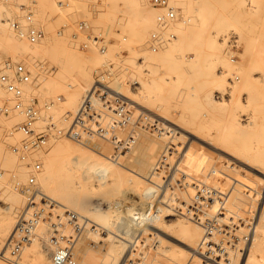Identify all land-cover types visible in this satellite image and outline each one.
Returning a JSON list of instances; mask_svg holds the SVG:
<instances>
[{
	"label": "rangeland",
	"instance_id": "1",
	"mask_svg": "<svg viewBox=\"0 0 264 264\" xmlns=\"http://www.w3.org/2000/svg\"><path fill=\"white\" fill-rule=\"evenodd\" d=\"M8 1L0 0V7L2 6L3 8V6L6 5V7L3 9H10L12 11L11 15L13 17L20 15L21 12L19 6L21 4L34 6V11L36 12L35 23L45 30L48 38L49 36L52 38V41L50 38H47V45H51H48L47 48V45H45V47H43L44 49H42V54H38L36 56L33 55L34 57H29L30 59H28V66L33 70L35 77L37 76L40 83L38 88L34 89L32 92L28 91V93H33L39 98L40 105L42 107V115L44 118L52 116L54 121L58 123L59 126L66 125L64 118L68 114H73L77 111L85 93L90 89L94 82L95 72L102 67L104 62L109 61L116 63L117 65H122V68L128 71H118L119 75L116 78L117 80L113 83V87L119 89L125 97L135 102L137 104V108L146 113L149 117L158 118L161 122H163L164 126L169 127V129L166 128L168 129L167 132L171 131L172 129L175 131L174 138L172 139L171 137L167 136V134L160 136L157 132L148 131L146 129L139 130V137L130 151V154L122 158L120 162H113L107 157L110 153V145L107 143L102 144V152L104 154H99L83 145L63 137L52 140L53 142H50V145L45 150H43V153L41 152L42 154H48L50 149H52L51 146L54 144V141L56 142V140L59 139L61 142H64L63 144L65 147H70L72 150L70 151L71 153L73 152L74 156H76L75 154H80V156L78 155L80 158L76 156V164L80 162L78 167L76 164L74 165L75 157L73 158L72 155L68 156V149V152L65 151L64 154L67 155L65 158H70V156H72L69 161L72 159L74 160L72 161L73 163H70L69 161L68 163L70 165L73 164L74 170H80L78 171V174L72 170L71 173L75 172V175L79 177L76 178L75 176V179L73 177V179H71V184L69 181L70 178H66L65 180H68L67 184L70 185L68 186L69 188H73V186H76L77 184L79 185L80 182H82L83 185L86 183V186H83V189H85L84 187H89L87 190L85 189L86 191H81L82 189H80V191L76 189L75 191V187L73 188L74 191L67 188L69 191H71V196H76L74 198H70L68 197L69 195H67L66 197L69 198L67 201H73L72 204H76L75 201H77L79 203V208H81V210L83 209V211L79 212L81 210H75L74 208H76V205L74 204V208L72 206V212L77 214L79 217L90 219L93 222L105 227L111 234V236H109L106 241H104L105 244L102 246H94L90 244L86 237L79 240L75 247L79 257L78 263L123 264L126 259L125 255H127L129 248L135 241V238L141 233H149L154 235V240L151 241L150 245L152 247L146 253L148 255L150 252L149 255H146L145 257L147 258L151 256V258H153L151 260H154V262L150 260L151 263L190 264L193 260V253L199 247V243L201 242L204 235L203 229H201L198 224L191 221H189L190 224H188L186 223L185 219V221L181 220V222L185 224L184 226L182 223L178 222V219L180 220L181 217H173L175 214L170 215L169 217H161L160 215L158 216V212L156 214L154 213L155 217L158 216L155 218L157 220L154 221V223L149 224L138 220L132 213L129 215L127 211L129 212V209L131 211L132 207H138L139 203L142 202V199L152 203H161V201L166 197V200L171 201L170 196L168 194H164L163 187H160V183H158V180L154 178L156 159L158 158L159 154L162 153L163 148H165V146L167 147L170 142L169 140H172L171 142L176 145L182 144L185 146L182 149L183 156H185L183 165L190 171V173L194 175H203V173L207 172L208 170H215L216 174L213 178V181L217 182L218 185L227 186V184L233 185V181H231L230 177L236 178L238 176L237 172H240L242 174V178H244V183L250 184L256 191H262V186H260L263 185L262 182L260 183L258 179L256 182L255 180H251L253 179L251 174L247 173L242 167L232 164V155H240L239 152H242L239 150L237 153L238 147H232V139L236 138L237 144H240L238 142L241 141L242 143L249 145L250 140L248 138L250 135L247 134V131L242 130L240 135V130H237L236 128L239 129L242 127L241 129L245 128V130L247 128V116L251 115V113H248L250 112L251 107H253V102L249 101L248 95L252 92L249 95L251 98L257 94L259 97L258 103H260L263 99V97L261 98L263 95L260 94L264 93V77L261 74L264 73L263 0H208V2H206L207 0H185L186 4L188 3V5L182 4V2L185 3L184 0H177V2H171L170 0L173 5L180 9L183 17H186L189 21L184 20L183 22L178 23L175 28L176 33H178V40L176 39L170 43L166 49L160 51L159 53H152L148 51L146 46V42L149 39L150 33L155 28V21L154 23L150 22L154 28H152L151 25L149 26V23L146 25V29L149 27L148 30H146V33V31L143 30L144 23L141 24L140 22L136 21L134 17L127 13H125L127 16L123 15L124 12L122 13V11L120 12V10L110 6L108 4V0H65L68 5L64 7L58 6V0ZM140 1L139 3L141 5L139 4V8L142 7L145 11L147 9V12L153 10L145 1ZM254 1L256 2L257 6L259 5L257 8L252 7V3ZM209 2L210 7L208 4H206ZM8 3L12 5L10 6ZM71 3H73V5ZM211 8L212 10H209ZM189 10H192V12H188ZM116 11H119L120 13L118 14L117 12L116 14ZM198 11H200V14ZM152 12L154 13L155 11ZM196 12L198 16L195 14ZM189 13H192L191 15L193 17ZM184 14H189L190 16H186ZM204 14L205 18H203ZM129 16L132 18L133 22ZM201 17L203 19H201ZM81 20L90 21L97 31L109 30V38L112 39L113 43L109 46L106 56H103L94 50L83 51L77 48L76 43L72 38V34L74 33L76 23ZM190 20H193L194 23ZM139 23L140 25H138ZM64 24H67L68 27L66 28L64 35L59 36L57 32ZM51 27H53V29ZM187 27H189L188 31ZM119 28H121V30L129 37V41L126 45H122L120 43L119 35L116 32V30ZM182 32L184 34V38H182ZM54 36V39H56V37L58 38L59 36V38H68L70 44L72 42L73 45H70L68 42L67 43L70 45V47L72 46L71 49H74L75 53L79 56L78 58L84 63L86 74L88 73L87 79H83L81 76H78V68H76L78 72L76 73L75 69H73L72 71H75L73 73L71 69L64 68V66L62 67L60 65V63L57 61L58 58H55L56 53L52 52H56V50H54L52 47ZM181 40L183 43H181ZM20 45L26 51L31 48L30 46H25V42L24 44ZM187 46L189 49L186 48ZM123 49L128 52V57H117V55ZM7 55L8 54L5 53L0 47V63L4 61V59L10 58L7 57ZM253 69L259 72L254 70L255 72L251 73L253 78H250L252 81L256 78L257 80L259 79L260 81L258 80V82L255 80L257 83L254 81V83H252L251 80L248 82L243 76L244 73L249 71L252 72ZM258 69L262 70L263 72H260ZM63 72H66L67 75L63 74ZM69 73H71L70 76ZM60 75H63L64 77L60 79ZM230 78L232 79V84H229L228 82ZM70 79L75 81L80 80L84 83L87 80L88 84H83V88L81 87V89L79 88L77 91H75L76 87H67L69 83H73V81L71 82ZM127 79L135 80L137 88L132 89L126 85L125 80ZM234 84H236V88L234 87ZM237 86L239 89H237ZM234 89L239 90L240 92ZM1 90L5 92L2 87ZM71 90H74L77 93L79 90L82 91L79 92L80 97H77L78 99L75 98L76 101H74L75 95H73V91ZM52 91H54V93ZM248 91L251 92L248 93ZM75 92L74 94L79 96V94ZM216 92L222 93L224 97H222L221 100H217L215 97ZM68 94L69 96L73 95L72 99L74 103L71 101L72 99H66ZM208 94H211L212 98L211 95L209 97ZM232 94L235 96V98H233ZM59 96H63L61 101H58ZM238 97L240 99H238ZM231 98L233 99L231 100ZM8 99L9 95L6 93L4 96L0 94L1 101L6 102ZM48 101L55 102L54 107H52L50 110L45 109L43 106L44 103ZM66 102L72 103L68 105ZM249 105L252 106L250 107ZM260 106H258V109ZM247 108L249 110H247ZM260 108L262 109V106ZM238 116L242 120L239 118L237 119L236 117ZM234 117L236 118L237 122L239 121L238 123L240 126H238L237 122L234 120L233 122H235L237 126H235V123L233 124L232 119H234ZM16 120L18 122L14 123L19 125L23 121V118L18 113H13L9 116L0 115V122L4 121V124L5 122L7 124H14L13 121ZM1 125L5 128L3 123ZM42 126H44V123L41 124V127ZM5 131L3 134L9 136V134ZM9 131L11 132V130ZM233 134H239L238 137L242 136V138H238L237 136L235 137ZM245 134H247V137L245 136L247 139H245L243 136ZM8 136H4L8 139L3 140L2 136V140L0 139V142L3 141L1 144L2 148L4 149H0V152L2 153L0 156L1 159H3V161L1 160L0 163V172L2 173L0 174L3 175V177H0V183L3 181L11 182V184L12 182H15L14 177L17 173L19 174V170L17 169H20V171L22 169L24 172H27L22 173V176L19 174L17 179L20 182L25 183L28 177V171L22 166L18 158L12 153V149H10L11 147H6L10 138ZM22 137L23 136L20 135L18 140L15 137L14 138L17 141H21ZM65 139L67 142H69V146L68 144H65ZM233 141L235 142L236 140L234 139ZM237 144L235 142V146ZM243 145L244 144H242V146ZM248 145L244 146L248 148ZM71 146H73V148ZM241 148L242 147L240 146L239 149ZM7 149H9V153ZM73 149L77 153H75ZM5 153L8 155L6 157L12 156L10 157L11 163L10 161H7V158L4 159V156L6 155ZM242 153L245 154L244 149ZM66 159L65 164H68ZM3 162H7L9 168L7 163L4 164ZM192 162L195 163L192 164ZM2 163L7 167H1ZM71 173H69L70 175L68 174L65 176H71ZM248 176L251 177H249L250 179L248 178L249 180L247 179ZM250 180L254 181L256 184H253V182ZM40 186L41 185H38V188ZM257 186H260L259 189H257ZM42 187L43 186H41L39 193L53 201V203L57 204L59 199L56 196L57 193L55 194L56 191L51 195V192L46 193V190H43L44 187ZM237 188H240L239 190L242 192L245 190L243 187L237 186ZM15 191L19 192L18 189H16V185ZM245 194L246 191L243 194L241 193L240 198H242V202L240 201L241 203H239V208L236 210L239 209L238 213L240 215L248 216L247 214L249 210L256 209L257 204L253 199H250L247 194V196H245ZM161 195L166 196L162 197ZM22 196V198H25L24 195ZM2 197L3 196L0 191V199ZM1 200L0 254L3 255L18 222L20 214L26 207L27 202L26 198L24 200L22 199L24 203L23 207L20 209L21 212L13 216L10 215L8 213L9 211L6 209L7 200H5L4 197ZM228 201L229 203H227V205L230 206L228 209H230L232 212V193L230 195V200ZM144 203L142 202L140 204ZM246 208L247 210H245ZM160 218L163 220L165 219V221L160 220ZM124 220H127L124 222L126 223V226L122 225ZM179 223L181 225H179ZM182 225L185 228L188 225L189 228L190 225H193V229L195 227L194 225H196V230L201 229L199 233L202 234V237L197 234L200 237L197 238L198 236L196 235V232L195 234L193 233L192 228H186L187 230L189 229V232L186 231L185 228L181 229L182 227L179 229V226ZM49 229L50 228L48 224H40L38 226L37 236L29 245L24 248L22 252V255L25 254L29 256V259H23L21 256L17 262L27 260L29 261L27 264H49L51 253L55 249V241L52 240ZM183 235H185L188 240L185 236L183 237ZM188 235H190V237L192 236V240H189L190 237ZM195 235L197 237H195ZM157 238L162 239L167 245H173V247L176 248L175 252L177 251L180 254L186 252L187 254H185L187 257H184L182 254L180 257L184 258L181 260V258L176 257V255L179 256V254L176 253L174 254L175 257L173 256V258L170 256H168L166 259L164 258L166 263L163 261V263L158 262L154 256ZM184 238L186 241H184ZM177 240L182 241L181 243L183 245L180 243V241H178V243ZM178 248H182L183 251L179 250ZM116 249H119V251ZM27 250H30L28 251V254L25 253ZM31 251H34L32 253L38 251L39 254L36 252L33 257L30 253ZM121 253H123V255ZM146 260L144 258L143 264H151L147 263Z\"/></svg>",
	"mask_w": 264,
	"mask_h": 264
},
{
	"label": "built area",
	"instance_id": "2",
	"mask_svg": "<svg viewBox=\"0 0 264 264\" xmlns=\"http://www.w3.org/2000/svg\"><path fill=\"white\" fill-rule=\"evenodd\" d=\"M143 1L156 12L155 29L146 42L147 50L159 53L178 38L175 28L178 23L183 22L184 17L170 0ZM57 4L59 7L68 5L65 0H58ZM20 12V15L8 20L11 30L29 45H38L46 38V32L35 23L34 7L21 5ZM67 27V24H64L57 34L64 35ZM116 32L120 43L126 45L129 41L127 34L121 28ZM72 38L78 49L94 50L103 56L107 55L109 46L113 43L109 38V30L97 31L88 20L76 23ZM117 57H128V52L123 49ZM118 71L128 72L122 65L104 62L95 72L94 82L85 93L77 111L64 118L66 125L59 126L52 116L43 117L39 98L26 91L25 87L38 88L40 85L33 70L24 62L8 61L0 67V86L9 95L6 102L0 100V115L18 113L22 116L23 121L14 131L23 137L11 149L28 171L25 183L15 179L16 189L26 197L27 204L2 255L4 259L17 264L24 248L37 236L40 224L49 225L52 240L55 241L50 264H79L75 250L79 240L86 237L90 244L102 246L111 236L105 227L90 219L79 217L72 211H61L56 203L39 193L38 175L43 165L38 154L43 152L52 140L67 138L99 154L103 153L102 144L107 143L110 145V153L106 156L113 162H120L130 154L139 137V130L146 129L157 132L160 136L167 134L174 138V129L167 132L169 127L164 126L158 118L149 117L137 108L135 102L113 87L119 75ZM125 82L130 88H137L135 80L127 79ZM228 82L232 84V79ZM215 97L221 100L224 95L216 92ZM62 98L63 96H59L58 101ZM54 105V101H48L43 106L50 110ZM42 123L44 126L41 127ZM10 133L12 135V132ZM169 141L156 159L154 178L158 180L160 187H163L164 194L171 198L169 206L175 214L173 217L184 218L203 229V238L194 251L190 264H236L237 258L244 253L250 240L257 208L249 210L248 216L237 212L243 218L238 217L234 223L233 214L228 209V200L234 187L239 186L259 205V193L262 191L235 184L232 177L230 179L233 185H218L213 181L215 170H208L203 175L190 173L183 165L185 156L182 149L185 146ZM152 240V234L138 235L123 264H143Z\"/></svg>",
	"mask_w": 264,
	"mask_h": 264
},
{
	"label": "bare ground",
	"instance_id": "3",
	"mask_svg": "<svg viewBox=\"0 0 264 264\" xmlns=\"http://www.w3.org/2000/svg\"><path fill=\"white\" fill-rule=\"evenodd\" d=\"M8 1V0H7ZM26 1V0H25ZM39 1V0H38ZM37 1V2H38ZM41 1V0H40ZM109 1V5L110 6H112V7H114L115 9H117V10H120V12L122 11V13L124 12V14L123 15H126L125 13H127V14H129V15H131L132 17H134L135 19H136V21H138V22H140L141 24L142 23H144V27H143V30L144 31H146V30H148V28L146 29V25H148V23H149V26L151 25L150 24V22L151 23H154V21H155V12L153 13L152 11H154V10H152V11H148L147 12V9H146V11L141 7V8H139V1L140 0H108ZM173 1H175V2H177V0H171V2H173ZM185 1V0H184ZM202 1V0H201ZM204 1H206V0H204ZM213 1V0H212ZM9 2V1H8ZM32 2V1H31ZM45 2H47V1H45ZM140 2H142V1H140ZM206 2H208V0L206 1ZM263 2H264V0H263ZM17 3V2H16ZM26 3V2H25ZM143 3V2H142ZM213 3V2H212ZM5 4V3H4ZM9 4V3H8ZM15 4V3H14ZM39 4V3H38ZM42 4V3H41ZM40 4V5H41ZM72 5H73V3H71ZM182 4H186V1H185V3H183L182 2ZM206 4H208V6L210 7V2L209 3H206ZM258 4H260V3H258ZM263 5H264V3H262ZM10 5V4H9ZM12 5V4H11ZM10 5V6H11ZM18 5H20V4H18ZM21 5H23V4H21ZM20 5V6H21ZM74 5H76V4H74ZM141 5V4H140ZM144 5V4H143ZM186 5H188V3L186 4ZM200 5V4H199ZM212 5V4H211ZM8 6V5H7ZM20 6H19V9H20ZM52 6V5H51ZM119 6H121V7H119ZM147 6V5H146ZM146 6H143V7H146ZM259 6V5H258ZM257 6V4H256V2L254 1L253 3H252V7H254V8H257L258 7ZM262 6V5H261ZM4 7H6V5L5 6H3V8ZM34 7V6H33ZM39 7V6H38ZM74 7V6H73ZM213 7V6H212ZM2 8V6L0 7V47L2 48V50L5 52V53H7L8 55H7V57H10L9 59H4V61H2L1 63H0V67H2L6 62H8V61H12V62H24L27 66H28V59H30L29 57H34L33 55H38V54H42V49H44L43 47H45V45H47V35H46V40L44 39L41 43H39L38 45H34V46H31V45H29L26 41H24V40H21V39H19L17 36H15V34H14V32L11 30V28H10V26H9V24H8V20H10V19H13V16L11 15V13H12V11L10 10V9H3ZM18 8V7H17ZM76 8V7H75ZM193 8V7H192ZM260 8V7H259ZM58 9V8H57ZM111 9H113V8H111ZM12 10H14V9H12ZM36 10V9H35ZM209 10H212V8L211 9H209ZM214 10V9H213ZM15 11H18V10H15ZM192 12V10H189L188 12ZM197 11V10H196ZM215 11V10H214ZM53 12V11H52ZM117 12H118V14L120 13L119 11H116V14H117ZM200 11H198V13H199ZM213 12V11H212ZM36 13V12H35ZM121 13V14H122ZM228 13V12H227ZM16 14V13H15ZM46 14V13H45ZM190 14V13H189ZM188 14V15H189ZM192 14V13H191ZM190 14V15H191ZM197 16H198V14H197V12L195 13ZM200 14V13H199ZM202 14H203V12H202ZM201 14V15H202ZM50 15V14H49ZM184 15H186V14H184ZM188 15H186V16H188ZM189 15V16H190ZM37 16H38V13H37ZM127 16V15H126ZM192 16V15H191ZM217 16V15H216ZM229 16H231V15H229ZM36 17V16H35ZM130 17V16H129ZM193 17V16H192ZM199 17H200V15H199ZM224 17V16H223ZM223 17H222V19H223ZM49 18V17H48ZM185 19V21L186 20H188L186 17H184ZM198 18V17H197ZM203 18H205V14H204V16H203ZM202 17H201V19H203ZM209 18V17H208ZM233 18H235V19H238V18H236V17H233ZM130 19H131V21H132V18L130 17ZM193 19H195V18H193ZM49 20V19H48ZM183 20V21H184ZM206 20V19H205ZM189 21V20H188ZM191 22H193V20H190ZM133 22V21H132ZM140 23L138 24V25H140ZM194 23V22H193ZM193 23H191V24H193ZM187 24V23H186ZM178 25V24H177ZM187 25H189V24H187ZM190 26H193V25H190ZM189 26V27H190ZM151 27L152 28H154L152 25H151ZM189 27H187V31H188V28ZM52 29H53V27H51ZM145 28V29H144ZM155 29V28H154ZM48 30L50 31V29L48 28ZM180 30H182V29H180ZM186 30V29H185ZM184 30V31H185ZM187 31H185V32H187ZM146 33H147V31H146ZM49 34V33H48ZM178 34V33H177ZM187 34V33H186ZM181 35V34H180ZM188 35V34H187ZM60 36V35H59ZM59 36H58V38L56 37V39H54L55 38V36L53 37V44H52V47H53V49L54 50H56V52L55 51H52V52H54V53H56V57L55 58H58V62L60 63V65L63 67L64 66V68H68V69H71V71L73 70V69H75V71H76V73L79 71V74H78V76H81L83 79L84 78H88V73L86 74V71H85V66H84V63L78 58L79 56H78V54H76L75 53V51H74V49L72 50L71 49V47H70V45H73L72 44V42H71V44L69 43V39L67 38V39H65V38H59ZM51 36H49V38H50ZM181 37V36H180ZM186 37V36H185ZM48 38V39H49ZM182 38H184V34H183V32H182ZM52 38H50V40H51ZM225 39V38H224ZM178 40V39H177ZM188 40V39H187ZM45 41V42H44ZM49 41V40H48ZM52 41V40H51ZM182 41V40H181ZM224 41V40H223ZM24 42L26 43V45L25 46H30L31 48L30 49H28L27 51L24 49V48H22L21 47V45L20 44H24ZM70 44H68V43ZM188 42V41H187ZM225 42V41H224ZM49 43V42H48ZM181 43H183V41L181 42ZM188 43H190V42H188ZM223 43V42H222ZM48 45H51V44H48ZM48 45L46 46V48L48 47ZM189 45V44H188ZM74 47V46H73ZM49 48H51V47H49ZM187 49H189L188 48V46L186 47ZM185 48V49H186ZM221 48H223V47H221ZM222 50V49H221ZM49 51V50H48ZM24 57V58H23ZM26 57V58H25ZM37 60V59H36ZM35 61V60H34ZM36 62V61H35ZM61 67V68H62ZM40 68V67H39ZM59 68V67H58ZM63 68V69H64ZM76 68H78L79 70L77 71L76 70ZM60 69V68H59ZM255 69H253L252 70V72H247V73H244L243 74V76H244V79L245 80H247L248 82H250V80H251V82L252 83H254V82H256L255 80H257V78L256 79H253V81H252V79L250 78V77H252L253 78V76H252V74L251 73H253V72H255V71H257V70H255ZM258 70H260V69H258ZM66 71H68V70H66ZM75 71H72L73 73L75 72ZM257 72H259V71H257ZM260 72H263L262 70H260ZM38 73V72H37ZM63 74H65V75H67L66 74V72L64 73L63 72ZM70 74L71 73H69V76H70ZM262 75H263V77H264V73H261ZM259 75V74H258ZM261 75V76H262ZM60 77V79H62V77H64L63 75H60L59 76ZM41 78V77H40ZM71 78H73V77H71ZM85 79V80H86ZM44 80V79H43ZM234 80V79H233ZM259 80V79H258ZM258 80H257V82H258ZM51 81V80H50ZM70 81L72 82L73 81V83H69L68 84V86L67 87H69V88H75V91H77V89H81V87L83 88V84H85V83H87L88 84V81L86 82L85 81V83L83 82V81H80V80H78V81H75V80H72V79H70ZM260 81V80H259ZM256 82V83H257ZM50 83H53V82H50ZM236 84H234V87L236 88V86H235ZM65 86V85H64ZM87 86V85H86ZM26 88V91L28 92H32V91H34V89H36V88H32L31 86H28V87H25ZM68 88V89H69ZM3 89V88H2ZM29 89V90H28ZM237 89H239L238 88V86H237ZM4 90V89H3ZM234 90H236V89H234ZM233 90V91H234ZM256 90V89H255ZM258 90V89H257ZM263 90H264V88H263ZM71 91H73L72 93H73V95H75V97H74V101H76L75 100V98H77V97H80V93L79 92H82L81 90H79V92L77 93V92H75L74 90H71ZM70 91V92H71ZM218 91V90H217ZM232 91V90H231ZM236 91H239V90H236ZM252 91V90H251ZM251 91H248V93L249 92H251ZM53 93H54V91H52ZM59 92V91H58ZM66 92V91H65ZM74 92L75 93H77V94H79V96L77 95L76 96V94H74ZM240 92V91H239ZM246 92V91H245ZM254 92V91H253ZM261 92V91H260ZM259 92V93H260ZM5 93H6V91L4 92V91H2L1 90V86H0V94H2L3 96L5 95ZM69 93V92H68ZM71 93V94H72ZM225 93V92H224ZM235 93V92H234ZM247 93V92H246ZM252 93V92H251ZM250 93V94H251ZM259 93H258V95H259ZM7 94V93H6ZM55 94H57V93H55ZM64 94V93H63ZM242 94V93H241ZM249 94V95H250ZM256 94V93H255ZM261 95H263V96H261V98L263 97V99H262V101L260 102V103H258L259 101V97L257 96V94L256 95H254V96H252L251 98H250V96L248 95V99H249V101H252L253 103H252V105H253V107H251L252 105H249L250 107H251V110H250V112L248 113V114H250L251 113V115L249 116H247L248 117V122L246 121V130H245V128L244 129H241V128H236L237 130H240V135H241V133H242V130H244V131H247V134H249L250 135V137L248 138L249 140H250V142H249V145L248 144H245V143H242L239 139V141L240 142H238V143H240V144H237V139L236 138H233L232 139V147H238V151H237V153L239 152V150L240 151H242L243 152V149H244V151H245V154L244 153H240L239 152V154L240 155H232V164H235V165H237L238 167H242L247 173H249V174H251L252 176V178L253 179H251V180H255V182H256V180L258 179L259 180V182L261 183H263V185H260V186H262V192L261 193H259V195H260V199H259V205H257L258 207H257V214H256V219H255V222H254V224H253V227H252V229H251V235H250V240L248 241V243L246 244V247H245V250H244V253L243 254H241V256H239L238 258H237V260H236V264H264V93H260ZM8 95V94H7ZM72 95V96H73ZM209 95V94H208ZM211 95V94H210ZM210 95H209V97H210ZM72 96H69V94H68V97L66 98V99H72ZM82 96V95H81ZM207 96V95H206ZM232 96H233V94H232ZM66 97V96H65ZM228 97V96H227ZM211 98H212V95H211ZM233 98H235V96H233ZM233 98H231V100L233 99ZM78 99V98H77ZM238 99H240L239 97H238ZM238 99H237V101H238ZM209 100V99H208ZM229 100V99H228ZM261 100V99H260ZM71 101H73V99L71 100ZM74 101H73V103H74ZM213 101H214V99H213ZM225 101V100H224ZM226 102V101H225ZM230 102V101H229ZM240 102V101H239ZM263 102V103H262ZM70 103H72V102H69V103H67L66 102V104H70ZM219 103V102H218ZM221 103V102H220ZM224 103V102H223ZM242 104V103H241ZM251 104V103H250ZM262 106V109L260 108L261 106ZM258 106H260L259 107V109H258ZM71 107H72V105H71ZM243 107V106H242ZM249 107V108H250ZM241 108V107H240ZM246 108V107H245ZM244 108V109H245ZM243 109V110H244ZM247 110H249L248 108H247ZM75 111V110H74ZM73 111V112H74ZM235 111H236V109H235ZM234 111V112H235ZM234 112H232V113H234ZM243 112H245V111H243ZM239 114V113H238ZM235 115V114H234ZM15 116V115H14ZM17 117H19V116H17ZM237 119L239 118V116L238 117H236ZM236 118L234 117V119H232V122H233V120L234 121H236L237 122V120H236ZM12 119V118H11ZM16 119V118H15ZM14 119V120H15ZM240 119V118H239ZM247 119V118H246ZM240 120H242V119H240ZM2 121V120H1ZM6 121V120H5ZM12 121V120H11ZM7 122V121H6ZM5 122V124H4V121L3 122H0V139L2 140V138H3V140H5V139H8L7 137L5 138L4 136H8V135H4L3 134V132L5 131V132H7L8 134H9V136L8 137H12L11 139L9 138V145L7 144V146L6 147H8V146H10L11 148H12V146L13 145H15V144H17V143H19L20 141H17L18 139H19V137H20V133L19 132H17V131H14L13 130V128L15 127V126H17L16 125V123L18 122L17 120L16 121H13V123L14 122H16V123H14V124H7ZM239 122V121H238ZM237 122V125L238 126H240L239 125V123ZM3 123V125H5V128L1 125ZM235 122H233V124H234ZM243 123V122H242ZM8 126H7V125ZM241 124V123H240ZM236 125V123H235V126H237ZM243 125V124H242ZM241 125V126H242ZM16 128V127H15ZM9 130H11V132H12V135H11V133H9L10 131ZM237 133V132H236ZM239 133V132H238ZM247 134H245V135H243L244 137L246 136L247 137ZM16 135V136H15ZM17 135H19V136H17ZM233 135H235V134H233ZM239 135V134H238ZM238 135H235V137L237 136L238 137ZM1 136H2V138H1ZM22 136V135H21ZM17 139H15V138ZM245 137V139H247ZM238 138H242V136L241 137H238ZM236 140L235 142H236V144L238 145H236L235 146V142L233 141V140ZM62 140V139H61ZM243 140V139H242ZM63 141H64V139H63ZM244 141V140H243ZM3 142V141H2ZM2 142H0V149L2 148ZM6 142V141H5ZM53 142V141H52ZM245 142V141H244ZM7 143V142H6ZM64 142H61L59 139L58 140H56V142L54 141V144L51 146L52 147V149H50V151H49V153L48 154H42V153H40V154H38V157L40 158V160H41V162H42V165H43V169H42V171L40 172V174L38 175V178H39V183H38V185H41V186H43L42 188H43V190H46V193H50L51 195H52V193L53 192H55V194H56V196H57V198L59 199V201H57V206L58 207H60V209H61V211H64V210H69V211H72L73 210V208H74V204H72L73 203V201L71 202V201H67V199L69 200V198H67L66 196L67 195H69L68 197H70V198H74V197H76V196H71V191H69L68 189H71L72 191H74V189H75V191H76V189L77 190H79L80 191V189H82L81 191H83V190H87V188L89 187L88 185V187L86 188V187H84L85 189H83V186H86L85 184L86 183H84V185L82 184V182H80L79 183V185L77 184L76 186H73V188H69L68 186H70V185H68L67 183H68V180L66 181L65 179L66 178H70V184H71V179H73V177H74V179H75V176H76V178H78L79 176H77V175H75L76 173L78 174L79 172L78 171H80L79 169L77 170V169H75L74 170V168H73V164L72 165H70L69 163H68V161H69V159L73 156V158H74V160L72 159L71 161H69L70 163H73L72 161H74V165L76 164V159H77V157H79L80 156V154H75L76 156H74L73 155V152L71 153V149H70V147H65V145L63 144ZM65 144H68V146H69V142H67L66 141V139H65ZM242 144H244L245 146L246 145H248V148L247 147H245L244 145L242 146ZM5 145V144H4ZM240 146L243 148H241V149H239L240 148ZM72 148H73V146H71ZM9 148V147H8ZM10 148V149H11ZM66 148V149H65ZM248 150H247V149ZM3 149V148H2ZM1 149V150H2ZM67 149H68V151H69V153H68V156L69 155H72V156H70V158L69 157H66L65 158V156H67L66 154H64L65 153V151L66 152H68L67 151ZM4 150V149H3ZM9 149H7V151H8ZM71 150V151H70ZM247 150V151H246ZM73 151L75 152V153H77L74 149H73ZM10 151H8V153H9ZM4 153V152H3ZM7 153V152H6ZM5 153V154H6ZM13 153V152H12ZM0 154L2 155V153L0 152ZM4 154V155H5ZM3 155V156H4ZM79 155V156H78ZM2 156V157H3ZM6 156H8L7 154L4 156V159H8L7 161H10V157H12V156H9V157H6ZM80 158V157H79ZM78 158V159H79ZM65 159H66V161H67V163L68 164H65ZM82 159V158H81ZM80 159V160H81ZM1 160L3 161V159H1V156H0V163H1ZM12 160V159H11ZM194 160V159H193ZM6 161V160H5ZM79 161V160H78ZM196 161V160H195ZM4 164H6L7 162H3ZM2 163V164H3ZM10 163H11V161H10ZM78 163V162H77ZM193 163H195V162H192V164ZM1 164V167L2 166H4V167H7L8 166V163H7V166L6 165H2ZM79 165H80V162L78 163ZM78 164H76L78 167H79V165ZM72 166V167H71ZM236 166V167H237ZM3 167V168H4ZM234 167V166H233ZM2 168V169H3ZM8 168H9V166H8ZM241 168V169H242ZM15 170V169H14ZM17 170H19L18 172H19V174L22 176V173H27L26 171L24 172V170H22L21 169V171H20V169H17ZM72 170L73 171H75V172H73V173H71L72 172ZM23 171V172H22ZM237 171H239V170H237ZM1 173V172H0ZM65 173V174H64ZM69 173H71V176H68V177H66L65 175H68ZM233 173V172H232ZM243 173V172H242ZM2 174V173H1ZM0 174V177H3V175H1ZM18 174V173H17ZM16 174V175H17ZM19 174L16 176L15 175V179H18V176H19ZM234 174V173H233ZM237 174H238V176L235 178V177H232V178H234L233 180H234V183L236 184V183H238V184H243V185H245V187H248V188H252V186L250 185V184H246V183H244V178H242V174L240 173V172H237ZM65 177H64V176ZM70 175V174H69ZM248 175V174H247ZM250 176H248L247 177V179L249 178ZM250 177V178H251ZM246 178V177H245ZM249 178V179H250ZM14 179V180H15ZM248 179V180H249ZM13 180V181H14ZM248 180H245V181H248ZM250 180V181H251ZM257 180V181H258ZM3 181V180H2ZM251 182H253V184H256V183H254V181H251ZM76 183V182H75ZM78 183V182H77ZM248 183V182H247ZM13 184V185H12ZM12 184H11V182H8V181H3L2 183H0V191H1V193H2V196L4 197V199L5 200H7V202H6V204H7V206H6V209L9 211L8 213L10 214V215H17L19 212H21L20 211V209L23 207V203H24V199L26 198H22L23 196L19 193V192H17V191H15V182H12ZM232 184H233V182H232ZM93 185V184H92ZM259 185V184H258ZM41 186L39 187L40 189L39 190H41ZM259 186V187H260ZM91 187V186H90ZM237 186H235L234 187V189L232 190V218L234 219V223L235 222H237V218L239 217L240 219H242L243 217H241L237 212H238V210H236L237 208H239V203H241L242 201V198H240V195H241V193L243 194L246 190H244V192H242V191H240L238 188H236ZM255 187V186H254ZM259 187L257 186V189H259ZM46 188V189H45ZM68 188V189H67ZM256 188V187H255ZM85 190V191H86ZM79 191H78V193H79ZM76 193V192H75ZM75 193H73V194H75ZM54 194V195H55ZM78 195V194H77ZM167 195V194H166ZM165 195V196H166ZM65 196V197H64ZM162 196V195H161ZM161 196H159V197H161ZM164 196V195H163ZM162 196V197H163ZM164 196V197H165ZM245 196H247L246 194H245ZM2 197V198H3ZM64 197V198H63ZM158 197V196H157ZM156 197V198H157ZM161 197V198H162ZM1 198V199H2ZM66 198V199H65ZM0 199V200H1ZM23 199V200H22ZM148 199V198H147ZM162 199H164V198H162ZM4 200V201H5ZM74 200V199H73ZM159 200V199H158ZM2 201V200H1ZM75 201V200H74ZM143 203L144 202H146V203H144V204H140V203H142V202H140L139 203V205H138V207H135V208H133L132 207V210L130 211V209H129V212L127 211V213L129 214V215H131V213L135 216V218H137L138 220H141V221H143V222H146V223H154V221H156L157 219H155L156 217H158L159 215L161 216V217H169L170 215H174V213H173V210H172V208L169 206L170 205V200L168 201V200H166V197H165V199L164 200H162L161 201V203H159V202H154V203H152V202H150V201H144V199H142L141 200ZM151 201H154V200H151ZM241 201V202H240ZM69 202V203H68ZM76 202V208H74L75 210L77 209V210H81V208H79V203L77 202V201H75ZM229 202V201H228ZM72 206H73V208H72ZM134 206V205H133ZM228 207H230V206H228ZM255 207V206H254ZM131 208V207H130ZM230 210V209H229ZM245 210H247V208L245 209ZM83 211V209L81 210V211H79V212H82ZM158 212V213H157ZM154 213L156 214H158V216H156L155 217V215H154ZM245 213V212H244ZM247 214V213H246ZM132 215V216H133ZM248 215V214H247ZM175 216V215H174ZM159 220V219H158ZM160 220H162V221H165V219L163 220V219H161L160 218ZM181 220H183V221H185V219H183V218H180V220L178 219V222H180V223H182L181 222ZM127 220H124L123 221V224L122 225H125L126 223H124V222H126ZM160 222V221H159ZM161 223V222H160ZM159 223V224H160ZM179 223V225H181ZM185 223V222H184ZM186 223H188V224H190L189 223V221L187 222V220H186ZM183 224V223H182ZM164 225V224H163ZM184 226H185V224H183ZM179 226V229H180V227H182L181 229H183V228H185L184 226ZM126 226V225H125ZM165 226H167V225H165ZM187 226V225H186ZM189 226V225H188ZM187 226V227H188ZM195 227H194V229H193V225L191 226L190 225V228L189 229H191L192 228V230H193V233L195 234V232H196V235L197 234H199L200 235V237H202V234L201 233H199V231L202 229H200V230H196V225H194ZM186 227V228H187ZM123 228H125V227H123ZM185 228V229H186ZM189 229L187 230L186 229V231H188L189 232ZM195 230V231H194ZM157 232V231H156ZM187 232V233H188ZM192 233V232H191ZM194 234H193V237H194ZM192 235V234H191ZM195 235V237H197V238H200L199 237V235H197L196 236ZM185 235H183V237H184ZM189 237H190V235H188ZM186 237V236H185ZM192 237V236H191ZM191 237H190V239L189 240H192L191 239ZM161 238V237H160ZM160 238H157V245H156V248L154 249V251H155V253H154V256L156 257V260L158 261V262H165L166 263V258L168 257V256H170L171 258H173V256H174V254H176V253H178L177 251L175 252V250H176V248L175 247H173V245H167V244H165L164 242H163V240L162 239H160ZM186 239H187V237H186ZM188 240V239H187ZM194 240V239H193ZM153 241V240H152ZM178 241H180V240H177V242ZM184 241H186L185 240V238H184ZM196 241V240H195ZM182 241H180V243H181ZM115 243V242H114ZM179 243V242H178ZM118 244V243H117ZM116 244V245H117ZM182 244V243H181ZM198 244V243H197ZM200 244V243H199ZM183 245V244H182ZM188 245V244H187ZM194 245V244H193ZM33 246V245H32ZM35 246V245H34ZM36 246H38V245H36ZM119 246V245H118ZM195 246V245H194ZM113 247H115V246H113ZM152 247V246H151ZM154 248V247H153ZM38 249V248H37ZM36 249V250H37ZM179 250H182V248H178ZM177 249V250H178ZM32 250V249H31ZM33 250H35V249H33ZM116 250H118L119 251V249H116ZM152 250V249H151ZM28 251H30V250H27L25 253L26 254H28ZM121 251V250H120ZM183 251V250H182ZM32 252H34V251H31L30 253H31V255L33 256L36 252L38 253V251H35V253H32ZM124 252H125V250H124ZM30 253H29V255H30ZM126 253V252H125ZM150 253V252H149ZM149 253H148V255H149ZM182 253V252H181ZM186 253V252H185ZM184 252L182 253L183 254V256L184 257H187L186 256V254H185ZM39 254V253H38ZM122 255H123V253H121ZM152 254V253H151ZM179 254V256H177L176 255V257H179V258H181V260L184 258H182V257H180V255L182 256V254H180V253H178ZM147 255V254H146ZM145 255V256H146ZM147 255V256H148ZM125 256H127V255H125ZM22 257H23V259L25 258V259H29V256H27V255H25V254H23L22 255ZM34 257V256H33ZM36 257V256H35ZM175 257V256H174ZM123 258H124V256H123ZM148 258V259H147ZM145 257V260L147 261V263H151V261L152 262H154V260H151V259H153V258H151V256H149V257ZM165 258V259H164ZM178 258V259H179ZM186 259V258H185ZM27 260H22V262H17V264H27L29 261H27ZM148 260H149V262H148ZM151 260V261H150ZM165 260V261H164ZM180 260V261H181ZM189 260V259H188ZM168 261V260H167ZM162 262V263H163ZM0 264H14V263H11L9 260H6V259H4L3 258V256H2V254H0ZM49 264H50V261H49ZM151 264H154V263H151ZM155 264H156V262H155ZM167 264V263H166Z\"/></svg>",
	"mask_w": 264,
	"mask_h": 264
}]
</instances>
